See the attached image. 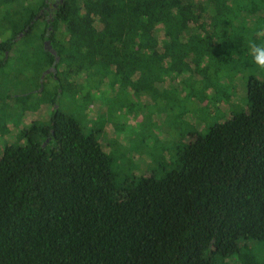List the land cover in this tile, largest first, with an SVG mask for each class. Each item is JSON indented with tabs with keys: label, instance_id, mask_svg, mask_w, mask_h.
I'll list each match as a JSON object with an SVG mask.
<instances>
[{
	"label": "trees",
	"instance_id": "obj_1",
	"mask_svg": "<svg viewBox=\"0 0 264 264\" xmlns=\"http://www.w3.org/2000/svg\"><path fill=\"white\" fill-rule=\"evenodd\" d=\"M249 42L264 44V0H0V71L21 87L14 124L28 115L0 155V264H264V78L160 176L117 178L91 115L109 88L185 91L218 54L251 64Z\"/></svg>",
	"mask_w": 264,
	"mask_h": 264
},
{
	"label": "rangeland",
	"instance_id": "obj_2",
	"mask_svg": "<svg viewBox=\"0 0 264 264\" xmlns=\"http://www.w3.org/2000/svg\"><path fill=\"white\" fill-rule=\"evenodd\" d=\"M219 57L220 54L212 64L216 72L210 71L208 77L200 74L199 82L191 85V90L172 92L171 83H168L169 87L161 89L152 80L153 77L150 80L145 78L144 89L136 94L133 91L128 94L122 89H107V95L111 98L106 109L100 115L98 106H94L96 110L91 115L97 123L100 119L106 121L107 126L104 124L103 131L101 128L99 132L106 134L107 140L103 144L105 150L113 156L112 169L117 171V178L126 179L122 175L123 171L129 175V179L150 176L153 172L156 176L162 175L165 168L176 165L178 148L187 142L192 131L203 134L212 123L223 122L231 114L246 110L247 79L250 75L263 79L264 70L258 69L251 57V64L242 65L246 62L242 53H239V57L235 55L230 64L222 62ZM1 70L0 82L9 81L5 88L10 91L12 98H17L22 94L18 91L21 87H14L9 66ZM218 77H226L231 81L226 84L221 80L222 84L216 83L220 86L215 90L206 86V79L219 82ZM222 87L229 93L227 98L222 96ZM32 101L34 99L29 102ZM4 103L10 112L0 111L3 124L0 127L3 132L0 133V155L4 146L15 143L16 132L28 119V115H25L14 124L18 111L23 112L25 108L21 107V102H14V98L4 100ZM95 126L99 128L96 123ZM117 168L123 170L122 174ZM255 250L259 256H264L262 243H258Z\"/></svg>",
	"mask_w": 264,
	"mask_h": 264
},
{
	"label": "clouds",
	"instance_id": "obj_3",
	"mask_svg": "<svg viewBox=\"0 0 264 264\" xmlns=\"http://www.w3.org/2000/svg\"><path fill=\"white\" fill-rule=\"evenodd\" d=\"M249 51L252 56V63L261 70H264V44L249 42Z\"/></svg>",
	"mask_w": 264,
	"mask_h": 264
},
{
	"label": "water",
	"instance_id": "obj_4",
	"mask_svg": "<svg viewBox=\"0 0 264 264\" xmlns=\"http://www.w3.org/2000/svg\"><path fill=\"white\" fill-rule=\"evenodd\" d=\"M44 47L46 50H50L52 51L51 47H50V43L48 40H46V42L44 43ZM53 52V51H52ZM47 72V71H46ZM41 78H43V74L41 75Z\"/></svg>",
	"mask_w": 264,
	"mask_h": 264
},
{
	"label": "flooded vegetation",
	"instance_id": "obj_5",
	"mask_svg": "<svg viewBox=\"0 0 264 264\" xmlns=\"http://www.w3.org/2000/svg\"><path fill=\"white\" fill-rule=\"evenodd\" d=\"M46 41H44V43H45Z\"/></svg>",
	"mask_w": 264,
	"mask_h": 264
}]
</instances>
